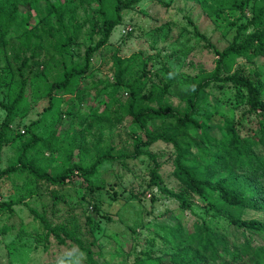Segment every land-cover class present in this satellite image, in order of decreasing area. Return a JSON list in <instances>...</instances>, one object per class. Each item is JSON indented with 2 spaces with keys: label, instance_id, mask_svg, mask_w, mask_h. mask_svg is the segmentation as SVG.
<instances>
[{
  "label": "trees",
  "instance_id": "trees-1",
  "mask_svg": "<svg viewBox=\"0 0 264 264\" xmlns=\"http://www.w3.org/2000/svg\"><path fill=\"white\" fill-rule=\"evenodd\" d=\"M141 1L0 0V49L3 48L6 56V48L10 47L15 59L21 55L20 65L16 68L18 78L11 74L5 99L0 101L4 111L0 123V162L7 137L13 134V124L28 109L27 85L33 88V97L40 90L51 105L62 102L61 98H56L62 96L68 97L67 103H73V99L81 101L84 91L80 86L91 75L93 58L108 43L114 29L122 24V13L136 8ZM193 1L217 29L223 30V36L231 31L234 35L224 48L219 49L196 26L193 27L194 35L217 60L211 73L184 80L188 87L183 91L181 110L172 109L165 98L180 74L166 66H163L162 76L158 72L152 73V56L144 59L137 54L126 61L113 56L115 74L107 85L115 91L122 88L128 95V100L116 111L115 120L121 122L128 116L143 134L132 132V150H118L114 154L116 148L109 145L87 164L74 161L72 151L67 155L68 149L76 148L83 155L87 152L78 141L82 133L75 130L74 120H71L63 137L57 136V125L63 118V113L57 110L54 113L57 127L54 126L46 137L36 135L33 130L40 127L44 119L26 127L25 137L29 138L26 142H18L17 157L6 169H0V180L12 172H27L37 181L59 187L73 186L80 181L87 188L82 199L92 210V214L86 215V223L92 224L93 215L109 220V216L100 213L97 201L92 197L101 189L94 177L102 165L115 159L132 160L145 155L153 163L148 172V187L175 200L179 210L189 212L195 221L191 227H184L179 220L174 224L155 225L154 236L160 237L172 249L157 258V264H162V258H168L171 264H264V79L260 76L263 74L264 78V67L262 74L253 67L256 59L264 58V0ZM22 9L26 11L25 16ZM79 12L84 15L83 21L79 19ZM31 20L35 24L29 27ZM86 24L89 44L82 58L74 60V47ZM159 30L165 37L169 27L160 26ZM12 40L17 42V48ZM44 52L51 58L59 57V62L52 65L55 74L51 80H48L49 65L37 60ZM238 60L247 65L239 66ZM29 62L36 70L33 72L31 68L29 75L24 76ZM40 65H44L42 70H38ZM135 66L138 67L136 71ZM2 83L0 68V86ZM148 85L145 99L143 93ZM211 85L227 90L229 96L221 105L227 106L230 113L220 110L221 105L217 102L211 105L212 96L207 91ZM243 107L240 116L235 118L233 111ZM49 110L48 107L46 111ZM106 113L104 109L99 116ZM69 115L76 117L71 110L64 114ZM93 116L94 112L80 116L78 125L81 127ZM215 118L218 124H210ZM156 120L160 122L158 127L154 126ZM244 120L248 127L243 130ZM90 128L87 125L84 130ZM20 135L15 133L11 140ZM99 142L96 141L94 149L98 148ZM157 142L172 145L173 152L164 162L180 181L178 190L167 188L160 173L161 163L149 151V147ZM37 154L42 160L37 159ZM54 156L61 164L48 172L45 163ZM197 203L204 217L195 212ZM10 205L1 203L0 209L11 210ZM30 211L59 245L70 241L86 255L89 264H96L91 250L96 245L95 240L86 244L67 225L51 226L44 215ZM245 212L258 213L261 218H244ZM229 226L241 231V240L228 232ZM256 237L258 241H255ZM151 240L154 242V237ZM142 254L151 259L147 252ZM65 261L69 264L68 258Z\"/></svg>",
  "mask_w": 264,
  "mask_h": 264
},
{
  "label": "rangeland",
  "instance_id": "rangeland-1",
  "mask_svg": "<svg viewBox=\"0 0 264 264\" xmlns=\"http://www.w3.org/2000/svg\"><path fill=\"white\" fill-rule=\"evenodd\" d=\"M21 12L26 15L25 9ZM83 16L79 12V19L82 21ZM122 20V24L114 29L108 43L93 58L91 75L84 79L80 86V90L84 91L81 101L73 99V103H67L68 97L62 96L56 97L57 100L61 98L62 102L51 105L40 90L37 91L38 95L33 97L34 90L27 85L28 109L22 118L15 121L11 128L13 134L7 137L1 155V170L14 162L19 143L26 142L29 138V136L25 137L26 127L38 119L44 120L41 121L40 127L33 130L36 135L43 137H46L54 126H58L57 136L63 137V132L68 128L71 120H74L75 130L82 133L78 141L82 142V146L87 150L83 155L76 148L68 149L67 155L72 151L74 161L87 164L109 145L116 148L114 154L118 150L131 151L134 137V133L131 136L132 132L135 131V134L140 136L143 134L132 124L130 117L125 116L121 122L115 120L116 111L120 108V104L128 100V95L122 88L115 91L107 85L108 82L113 81L115 74L113 56L124 61L137 54L144 59L152 56V73L158 72L162 76L163 66H166L176 74H180L165 98L172 109L181 110L183 91L188 87L184 80L195 75L211 73L217 60L213 52L206 49L204 43L194 35L193 27L196 26L198 31L205 34L219 49L224 48L234 35V31H231L223 36V30L217 29L193 0H142L136 8L124 11ZM34 24L35 21L31 20L29 27ZM87 26L86 24L83 27L74 47V60L82 58L86 45L89 44ZM160 26L169 27L165 37L160 34ZM96 41L97 38L94 39V42ZM12 43L17 48V42L12 40ZM0 52L3 78L0 86V101H2L5 99L11 74L14 78H18L16 68L20 65L21 55L19 59H15L10 47L6 48V56L3 48ZM45 55L44 52L37 60L41 64L49 65L51 77L49 76L48 80H51L52 75L55 74L52 65L59 62V57L51 58L50 54ZM238 64L247 65L243 60H238ZM42 66L44 65H40L38 70H42ZM253 67L257 73L262 74L264 58L256 59ZM31 68L29 62L28 67L24 69V76L29 75ZM137 69L138 67L135 66L134 70ZM35 70L34 68L33 72ZM260 76L263 80V74ZM154 80L157 82V78ZM148 91L149 85L143 93L145 99ZM207 91L212 96L211 105L215 102L221 105L229 96L225 92L226 89L221 90L215 85H211ZM262 97L264 99V94ZM48 107L50 110L46 111ZM104 109L107 113L102 117L99 116ZM57 110L63 113V118L56 126L54 113ZM69 110L76 117L64 116ZM220 110H227L228 113L231 111L225 105H221ZM242 110L244 107L233 111L235 118L240 116ZM93 112L94 116L87 119L80 127L78 125L80 116H85L87 113L91 115ZM3 117L4 111L0 108V123ZM212 121L210 124H218L216 118ZM154 124L158 127L159 120ZM87 125L91 127L89 131L84 130ZM243 127V130L248 127L245 120ZM15 133L21 135L11 140ZM97 140L100 141L99 146L94 149ZM149 151L161 163L160 173L167 188L178 190L181 187L180 181L169 164L164 162L173 152L172 145L157 142L149 147ZM36 156L38 160H42L40 154ZM50 162L45 163L49 168L48 172L61 164L57 156L50 159ZM152 166V160L145 155L132 160L115 159L105 162L94 177L95 183L101 189L92 194V197L97 201L100 213L109 216V220L93 215L92 224L86 223V215L92 214V210L91 206L82 199L87 194V188L81 185L80 181L73 186L59 187L37 181L27 172L6 174L0 180V204L10 203L11 210L0 209V264H66L65 258L69 259V264H89L86 255L76 245L70 241L59 245L52 234L47 235L48 231L44 229L39 219L34 217L30 209L44 215L51 226L67 225L86 244L95 240L96 245L91 247V250L94 252L96 264L136 262L157 264V258L170 253L172 249L160 237L154 236L155 225L174 224L179 220L184 227H191L195 221L189 212L179 210L175 200L148 187V172ZM194 209L197 214L204 217L200 204L194 205ZM243 216L261 218L260 214L253 212H245ZM221 225L225 226V222L221 221ZM228 232L241 240L240 230L229 226ZM153 237L154 242L151 240ZM255 241H258L257 237ZM142 252L150 254L151 259L145 258ZM162 259V264H171L168 258Z\"/></svg>",
  "mask_w": 264,
  "mask_h": 264
}]
</instances>
